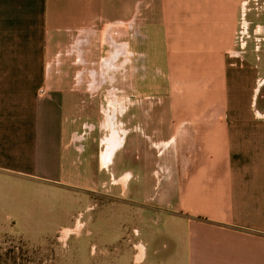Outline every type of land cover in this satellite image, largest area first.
I'll return each instance as SVG.
<instances>
[{
    "label": "crops",
    "instance_id": "crops-1",
    "mask_svg": "<svg viewBox=\"0 0 264 264\" xmlns=\"http://www.w3.org/2000/svg\"><path fill=\"white\" fill-rule=\"evenodd\" d=\"M260 15L264 0H0V178L140 201L131 217L169 241L127 232L134 264H264ZM129 65L125 98L107 74Z\"/></svg>",
    "mask_w": 264,
    "mask_h": 264
},
{
    "label": "rangeland",
    "instance_id": "rangeland-1",
    "mask_svg": "<svg viewBox=\"0 0 264 264\" xmlns=\"http://www.w3.org/2000/svg\"><path fill=\"white\" fill-rule=\"evenodd\" d=\"M253 21L263 25L264 16ZM257 30V37H264V26ZM251 34L254 39L256 35ZM125 69L123 74L108 72L107 80L123 81L126 98L131 97L130 65ZM133 201L130 195L116 199L71 185L0 178V264H134L127 249L121 257L127 232L131 239L153 244L151 248L168 244L169 235L165 228L146 227L131 217L145 208ZM80 221L82 227L76 229Z\"/></svg>",
    "mask_w": 264,
    "mask_h": 264
}]
</instances>
